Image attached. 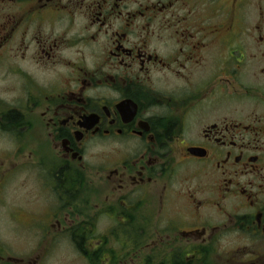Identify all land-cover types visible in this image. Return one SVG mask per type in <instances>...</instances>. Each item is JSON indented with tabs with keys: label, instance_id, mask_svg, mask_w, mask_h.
I'll list each match as a JSON object with an SVG mask.
<instances>
[{
	"label": "flooded vegetation",
	"instance_id": "obj_1",
	"mask_svg": "<svg viewBox=\"0 0 264 264\" xmlns=\"http://www.w3.org/2000/svg\"><path fill=\"white\" fill-rule=\"evenodd\" d=\"M2 230L0 264H264V0H0Z\"/></svg>",
	"mask_w": 264,
	"mask_h": 264
},
{
	"label": "rangeland",
	"instance_id": "obj_2",
	"mask_svg": "<svg viewBox=\"0 0 264 264\" xmlns=\"http://www.w3.org/2000/svg\"><path fill=\"white\" fill-rule=\"evenodd\" d=\"M99 149L100 147L98 145H93L90 147V163L95 165L98 164V161L100 159V156L98 154ZM90 176L92 178L94 176L93 173H90ZM34 196V193L32 195L27 189L17 186L15 189L10 190L8 200L10 206H13V204L19 206L29 203L30 207H34L36 205V197ZM91 196L94 197H91V203L89 202L90 215L94 214V212H97V209L95 208V204H97V198L95 195ZM106 222V218L96 220V233L97 231L101 232ZM0 236L2 239H5V241H7L8 246H6V248L13 256L26 258L34 250V243L27 235V237H25L23 234H20L17 231L2 230L0 231ZM104 243L106 244V246H104L106 255H109L112 252H115L116 249H119L116 245V242L114 241V236L109 237L108 241L103 242V244ZM48 245L49 242L45 243L39 248V251H37L40 252V249L42 248V255L39 258L37 264H88L86 258L84 257V254L77 247L72 245L70 241L64 238L58 239L52 244V246L48 247Z\"/></svg>",
	"mask_w": 264,
	"mask_h": 264
},
{
	"label": "trees",
	"instance_id": "obj_3",
	"mask_svg": "<svg viewBox=\"0 0 264 264\" xmlns=\"http://www.w3.org/2000/svg\"><path fill=\"white\" fill-rule=\"evenodd\" d=\"M78 249L85 255V256H89V252L91 251L90 248H87L86 246L84 247L83 245H79ZM93 254L90 255L89 259L91 264H99V253L98 252H92Z\"/></svg>",
	"mask_w": 264,
	"mask_h": 264
}]
</instances>
